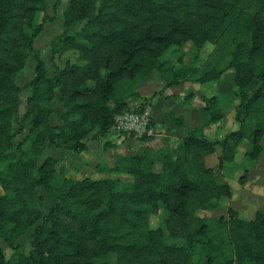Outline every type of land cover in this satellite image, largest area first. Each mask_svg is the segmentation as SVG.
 Listing matches in <instances>:
<instances>
[{
  "label": "trees",
  "instance_id": "16d2710c",
  "mask_svg": "<svg viewBox=\"0 0 264 264\" xmlns=\"http://www.w3.org/2000/svg\"><path fill=\"white\" fill-rule=\"evenodd\" d=\"M60 4L54 0V13ZM54 20L46 0H0V264H264V208L252 218L233 207L200 215L231 198L223 168L235 163L238 144L249 142L250 159L263 150L264 0H68L48 43L49 74L34 40ZM187 43L191 59L175 67L172 56ZM207 43L213 49L203 59ZM68 51L76 59L56 66ZM28 58L34 76L21 86ZM228 69L238 127L222 139H208L200 126L173 148L118 154L106 171L129 180L74 178L57 158L39 159L52 147L79 154L112 131L117 114L141 111L149 98L139 88L155 72L168 88L212 82ZM58 93L60 122L53 124ZM201 100L210 124L224 118L217 95ZM218 146L217 163L207 165ZM41 190L55 200L46 211ZM160 209L165 217L153 227L150 216ZM28 230L25 252L17 240Z\"/></svg>",
  "mask_w": 264,
  "mask_h": 264
},
{
  "label": "rangeland",
  "instance_id": "374dc122",
  "mask_svg": "<svg viewBox=\"0 0 264 264\" xmlns=\"http://www.w3.org/2000/svg\"><path fill=\"white\" fill-rule=\"evenodd\" d=\"M53 1L54 0H46V2L48 3L47 13L49 15L55 14V20L52 22H46L43 30L34 40V46L35 48L41 50V54L46 63V67L49 71L48 72L49 74L55 73V66H54V63L50 60V51H49L48 43L61 30L60 14L67 0H61L60 7L55 13L53 12V9H52L53 5L51 4V2ZM189 48H190V43H187L183 47V50L181 53H177L176 56H172V62H174L175 67L181 64H187L190 61L191 57L189 53ZM212 49H213V45L210 43H207L201 51V57L203 59H206L208 55L211 53ZM179 54L181 55L180 60L177 58ZM66 58H69V60L74 61V59H76V54L71 51H68L59 57L58 56L55 57V60H54L55 65L58 67L62 66ZM34 66H35V62L31 58H28L26 61L25 67L17 75V81L19 85L23 86L26 82H28L34 76ZM233 75H234L233 69H228L224 77L225 79L227 78L231 80L230 82H233V79H234ZM156 84H157V87H156ZM161 84H164V82L160 79L159 74L155 72L153 74L152 80L149 83L147 80L143 85L146 89L149 88L151 90L155 87L159 88ZM143 85L139 88V90L145 89ZM188 88L189 89L187 90V92L194 91L196 92V94L203 93L209 96L217 92L216 90H214L216 87L209 83H204V84L197 83L194 85L188 84ZM218 92H220L219 89H218ZM184 93L182 94L184 95ZM228 93H229V96L227 95ZM221 94H222V99L220 102V106H222L223 111H224V119L222 120V123L220 122L221 128H225V130L231 131L233 129H236L238 127V124L233 119V116H232V114H234L233 113L234 106H232L233 102H231L230 99L234 98V104H236L238 102V98H236L232 94V92H230V90H227ZM57 95H58L57 97L58 99L54 100L53 102L54 112L50 116V121L53 124H55L56 122H60V114L58 113V110L62 106L59 101V93ZM20 96L22 98V103L20 105V111H22L23 106H24V100L26 97V92L25 91L22 92ZM194 96L196 95L194 94L190 96V99L193 98ZM174 100L175 99H170L168 101V103H171L170 105L171 108H174V105H176V102H174ZM153 137L154 136H152L151 138ZM215 139H217V137H215ZM103 142L104 140L101 141V147L103 151H107L106 149H109L110 147L108 146L107 148L106 145L103 146L102 145ZM262 145H263V150L261 151L259 156L256 159H250L246 156V152L250 148L249 142L247 140H242L238 144L237 152L235 156V163H229L227 164V166L223 168V179L228 182L232 190L231 198L223 199L219 207L216 210L200 211V215H206V216H211V217H216L220 214L226 215L229 207H233L235 209H238L239 213L242 216L246 218H252L256 210L264 208V135L262 137ZM140 148L142 147H138L137 149H140ZM148 148L150 150H153L154 152L160 150V148L159 149L154 148L153 145L148 146ZM134 152H135V149H134ZM217 152L219 154L220 146L217 147ZM47 155L57 157L60 160L63 159L62 162L58 163V167L60 165H65V166L67 165L68 168L73 170L74 168H76L75 166H79L80 168L78 169L79 171H77V174L79 172L78 177L80 178L85 177V176H89L90 178H93V179H98L99 176L112 178L110 176L117 175V173H114V172L104 171L106 169V166L104 165L106 163H110V160L108 159V155L104 152L103 153L100 152L97 155H94V154L90 155L87 153L86 156L85 155L81 156V155H78L77 153H74L72 150L52 147V148L46 149L39 159L43 160ZM73 155H75V157L71 158ZM215 155L216 154H213L212 156H210L207 159V162L211 163L214 159V162L217 163V157L214 158ZM68 158H71V159H68ZM66 159L68 160L67 163L65 162ZM244 170H247V176H246L245 182L239 183L238 180ZM118 177L123 180L130 179L129 176L123 175V174H120V175L118 174ZM40 193H42L45 196V201L41 203V207L44 211H46L53 203H55V200L49 194H47L46 192L42 190ZM164 217H165V212L163 211V209H160L159 212H157V214H151L150 216L151 225L153 227L158 226L162 222ZM160 220L161 222H159ZM29 233H30V230H28L26 233L20 236L17 240V242H19L22 245L23 250L25 252L28 251L29 249ZM1 245L3 247L5 256L9 257L12 250L4 244H1Z\"/></svg>",
  "mask_w": 264,
  "mask_h": 264
},
{
  "label": "crops",
  "instance_id": "0c3cea01",
  "mask_svg": "<svg viewBox=\"0 0 264 264\" xmlns=\"http://www.w3.org/2000/svg\"><path fill=\"white\" fill-rule=\"evenodd\" d=\"M53 3L54 1L51 2L52 5ZM225 73L222 74V76L219 79L212 81V82H207L216 87L214 90L217 91L215 95H217L219 98V104L222 99L221 93L227 90H230V92H232V94L234 95V79H233V82H230L231 80L227 78L225 79L224 77ZM152 77L148 79V83L152 80ZM188 84L194 85L197 83H183V84H180L179 86H173V87H168V88H164V84H161L159 88H156L157 87V84H156V87L151 90L149 88L146 89L143 85L145 89L139 90L142 96L149 98L148 103L146 104L145 107H148L150 110L153 126L155 129V134L153 135L154 136L153 138H150L148 140H140L139 139L140 136H134V135L127 136L124 134H119L112 130L111 132H109L110 135L108 134L102 137L90 139L87 142V150L79 153L78 155L86 156L87 153L90 155L91 154L97 155L100 152L101 153L104 152L108 155V159L110 160V163H106V164L104 163L105 164L104 166L110 167L116 155L118 154L124 155L128 153H133L134 149L136 151L138 147H148V146L153 145L154 148H157V149L173 148L177 145L179 140L186 134V132L193 130L194 128H197L200 126L204 127L203 129L204 134L208 139L214 140L215 137H217V139H222L225 136V134L230 131V130L229 131L225 130V128H221V123L224 118L220 121L221 123L218 122L216 124H210L209 115L205 111L204 104L201 100V96L205 94L203 93L196 94V92L194 91H190V92L188 91L189 92L188 93L187 92V90L189 89ZM218 89L220 90V92H218ZM182 93H184V95ZM153 94L155 95L152 96ZM194 94L196 96L190 99V95L192 96ZM227 95L229 96V93ZM206 96H209V95H206ZM57 97L58 95L56 96L54 100L58 99ZM170 99H175L174 102H176V105H174V108H171L170 107L171 103H168ZM230 100L231 102H233L232 106H235L234 98ZM139 103H140V100H132L130 101V106L136 107ZM220 108L222 109V112L224 113L222 106H220ZM61 109L62 108L58 110L59 114H61ZM233 113H234V110H233ZM57 123L58 122H56L55 124ZM103 140L104 142L102 143V145L103 146L106 145L107 148L108 146L110 147L109 149H106L107 151H103L101 147V141ZM213 154H216L214 157L216 158L218 157L217 155H219L220 152L218 154L217 149H216L214 153L208 155L205 158L206 164L209 166H213L216 164L214 162V159L211 163L207 162V159ZM73 157H75V155H73L71 158ZM71 158H68V159H71ZM57 160L58 162H62L63 159L60 160L59 158H57ZM65 162L67 163L68 160L66 159ZM65 167L67 171L66 172L67 176H72L74 178H80L78 177L79 172L77 174V171H79L78 169L80 168L79 166H75L76 168L74 169L76 170L74 169L72 170L68 168L67 165ZM154 169L156 171H159L161 169V164L159 162L155 163ZM104 171L107 172L106 169ZM103 177L104 176H99L98 178H103ZM110 177L112 178L118 177V173L117 175L110 176Z\"/></svg>",
  "mask_w": 264,
  "mask_h": 264
},
{
  "label": "built area",
  "instance_id": "2783aa9c",
  "mask_svg": "<svg viewBox=\"0 0 264 264\" xmlns=\"http://www.w3.org/2000/svg\"><path fill=\"white\" fill-rule=\"evenodd\" d=\"M112 130L127 136H153V126L150 110L148 107L141 111L127 110L119 113L114 118Z\"/></svg>",
  "mask_w": 264,
  "mask_h": 264
}]
</instances>
